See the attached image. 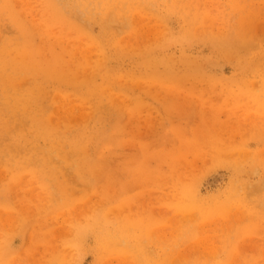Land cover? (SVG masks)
<instances>
[{
	"label": "rangeland",
	"instance_id": "374dc122",
	"mask_svg": "<svg viewBox=\"0 0 264 264\" xmlns=\"http://www.w3.org/2000/svg\"><path fill=\"white\" fill-rule=\"evenodd\" d=\"M254 22L264 0H0V264H264V27L209 46Z\"/></svg>",
	"mask_w": 264,
	"mask_h": 264
},
{
	"label": "bare ground",
	"instance_id": "6f19581e",
	"mask_svg": "<svg viewBox=\"0 0 264 264\" xmlns=\"http://www.w3.org/2000/svg\"><path fill=\"white\" fill-rule=\"evenodd\" d=\"M263 27H264V23H256V22H254L252 25L250 24V23H248L247 24V26H246V28H241L239 31H237V32H234V33H231V34H229V35H227L228 37H215L214 38V40H213V45H209L211 48H216L217 50H222V52H223V50H226L228 47H233L235 44H238V45H240V46H243L244 45V47L246 48V49H249L251 46H250V41L253 39V37L249 34V33H246V32H248V31H251L252 32V30H253V33H257V31H258V29H261V30H263ZM172 34V33H171ZM238 34H240V37H238L237 38V35ZM245 39V41H243ZM241 41V42H240ZM187 58V62L189 63V59H188V57H186ZM11 59V58H10ZM13 59V58H12ZM11 59V60H12ZM10 61V60H9ZM29 61V60H28ZM31 61V60H30ZM29 61V62H30ZM5 63V62H4ZM14 63V62H13ZM35 63V62H34ZM37 63V62H36ZM10 64H12V63H10ZM21 64V63H20ZM27 64V63H26ZM141 64V63H140ZM3 65V64H2ZM9 65V64H8ZM30 65H31V63H30ZM43 65V64H42ZM6 66V65H5ZM24 66H26L25 64H24ZM28 66V65H27ZM26 66V67H27ZM60 66V65H59ZM20 67V66H19ZM35 66H33V68H34ZM56 67V66H55ZM58 67V66H57ZM17 68V67H16ZM6 69V68H5ZM8 69V68H7ZM32 69V68H31ZM35 69V68H34ZM50 69V68H49ZM58 69V68H57ZM148 69V68H147ZM20 70V69H19ZM35 70H37V69H35ZM42 70V69H41ZM53 70V69H52ZM149 70V69H148ZM7 71H9V70H7ZM29 71V70H28ZM54 71V70H53ZM11 72H12V70H11ZM25 72V71H24ZM40 72V71H39ZM5 73V72H4ZM8 73V72H7ZM20 73V72H19ZM27 73V72H26ZM37 73V72H36ZM35 73V74H36ZM41 73V72H40ZM17 74V73H16ZM49 74V73H48ZM40 75V74H39ZM135 75V74H134ZM36 76V75H35ZM32 78H33V76H31ZM40 77V76H39ZM42 77H44V76H42ZM54 78V77H53ZM57 80H59V79H57ZM225 81V79H222L221 81ZM18 81V80H17ZM34 82V81H33ZM34 84V83H33ZM32 84V85H33ZM37 85V84H36ZM13 87H14V85H13ZM36 87V86H35ZM18 88H19V86H18ZM34 88V87H33ZM39 88H41V86L39 87ZM36 89V88H35ZM35 89H34V91H35ZM15 90H16V88H15ZM30 90H32V89H30ZM39 90V89H38ZM19 91V90H18ZM17 92V91H16ZM39 92V91H38ZM13 93V92H12ZM40 93V92H39ZM7 94V93H6ZM16 94V93H15ZM28 94V93H27ZM38 94V93H37ZM39 95V94H38ZM42 95H43V93H42ZM37 96V95H36ZM43 96H45V95H43ZM11 97V96H10ZM19 98H20V96H19ZM10 99V98H9ZM13 99V98H12ZM39 99V98H38ZM6 100V99H5ZM22 100H24V99H22ZM19 101V100H18ZM27 101V100H26ZM25 102V101H24ZM30 102V101H29ZM34 102V101H33ZM16 103V102H15ZM36 103V102H35ZM21 104V103H20ZM26 104V103H25ZM40 104V103H39ZM15 105V104H14ZM27 105V104H26ZM28 105H29V103H28ZM25 106V105H24ZM29 107V106H28ZM39 108V107H38ZM32 110H34V109H32ZM31 110V111H32ZM30 111V112H31ZM21 115V114H20ZM42 121V120H41ZM50 122V121H49ZM44 123V122H43ZM1 127H3V126H1ZM44 128H45V126H44ZM47 129V128H46ZM39 130H41V129H39ZM45 133H46V131H45ZM53 133V132H52ZM39 134H40V132H39ZM52 135V134H51ZM44 137V136H43ZM46 138V137H45ZM56 138V137H55ZM49 139V138H48ZM57 139H59V138H57ZM15 141V140H14ZM85 142V141H84ZM15 143V142H14ZM54 143H56V142H54ZM80 143V142H79ZM18 146V145H17ZM70 147V146H69ZM72 148V147H71ZM77 148V147H76ZM240 188V187H239ZM255 190V189H254ZM232 194V193H231ZM251 194V193H250ZM198 196V195H197ZM232 197V196H231ZM190 206V205H189ZM122 226V225H121ZM129 228H130V225H129ZM135 228V227H134ZM102 229V228H101ZM120 230V229H119ZM127 230V229H126ZM107 233H108V231H106ZM111 233V232H110ZM122 233V232H121ZM111 238H112V236H111ZM120 238V237H119ZM105 239V238H104ZM124 239V238H123ZM140 239V238H139ZM117 240V239H116ZM99 241H100V239H99ZM112 245H113V243H112ZM140 246V245H139ZM128 247V246H127Z\"/></svg>",
	"mask_w": 264,
	"mask_h": 264
}]
</instances>
